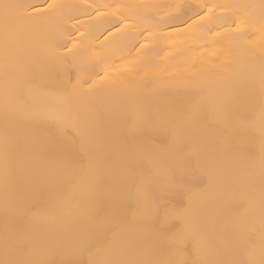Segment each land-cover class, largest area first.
<instances>
[{"label": "bare ground", "instance_id": "obj_1", "mask_svg": "<svg viewBox=\"0 0 264 264\" xmlns=\"http://www.w3.org/2000/svg\"><path fill=\"white\" fill-rule=\"evenodd\" d=\"M3 4L0 261L264 264V0Z\"/></svg>", "mask_w": 264, "mask_h": 264}, {"label": "snow or ice", "instance_id": "obj_2", "mask_svg": "<svg viewBox=\"0 0 264 264\" xmlns=\"http://www.w3.org/2000/svg\"><path fill=\"white\" fill-rule=\"evenodd\" d=\"M0 7L3 8L6 15L18 14L21 10L24 12H29V11L42 12L45 10L44 6L19 5V4H3ZM46 7L51 9V8H55L56 5L49 3L46 5ZM0 264H12V262L0 261ZM98 264H103V262H98Z\"/></svg>", "mask_w": 264, "mask_h": 264}]
</instances>
